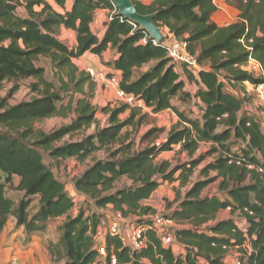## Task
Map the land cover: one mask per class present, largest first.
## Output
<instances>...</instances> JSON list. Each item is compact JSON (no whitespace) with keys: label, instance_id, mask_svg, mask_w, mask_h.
<instances>
[{"label":"trees","instance_id":"1","mask_svg":"<svg viewBox=\"0 0 264 264\" xmlns=\"http://www.w3.org/2000/svg\"><path fill=\"white\" fill-rule=\"evenodd\" d=\"M142 1L133 0L139 13L156 14L155 24L167 30V36L187 41L188 52L204 67L197 74L184 69L198 87L193 99L201 117L189 118L173 105L176 98L185 101L190 97L180 70L171 63L165 46L118 15L112 0H72L69 5L67 0H54L62 13L47 0H0V89L7 82L14 84L8 98L0 96V233L11 220L31 235L43 232L48 221L65 218L61 227L64 264L103 262L94 239L103 214L70 216L75 201L45 164L43 153L57 161L85 162L117 143L125 128L138 129L144 121L145 116L135 123L143 109L128 105L105 108L109 127L82 141L57 146L96 122L97 111L90 100L94 80L73 60L86 53L102 56L112 50L113 57L104 65L121 72L120 89L142 100L155 114L172 111L179 123L161 144L134 153L131 145L122 147L108 159L95 161L75 180L77 194L91 200L98 210L111 206L124 219L137 217L134 223L149 229L148 244L141 250H131L119 236L107 237L104 264H112V256L116 264H226L234 249L242 253L245 264H264V120L257 122L243 113L246 96L241 99L228 89L263 81L243 67L252 56L264 71V0H226L239 12L238 20L226 26L213 21L218 11L213 0ZM99 10L111 12L101 39L91 28ZM63 28L75 32L76 47L59 39ZM42 58L51 61L59 86L49 82L45 69L37 65ZM29 79L36 81L32 88L39 97L9 106L8 99L19 90V83ZM77 95L81 98L76 99ZM128 110L129 117L121 121ZM71 115L75 118L70 125L51 134L36 129L37 123ZM157 132L149 131L146 138ZM203 143L211 144L210 150L188 163L173 166L166 160L157 161L175 146L194 157ZM209 156L215 159L201 172L206 179L194 183L166 215L181 225L176 239L182 249L174 252L150 229L157 212L143 203L167 183L191 184L195 169ZM211 173L216 176L209 178ZM123 178L131 185L117 189ZM218 179V194H205ZM10 190L23 195L15 200L8 194ZM35 200L39 209L30 216ZM224 211L238 218L219 221ZM246 244L251 254L244 249Z\"/></svg>","mask_w":264,"mask_h":264},{"label":"rangeland","instance_id":"2","mask_svg":"<svg viewBox=\"0 0 264 264\" xmlns=\"http://www.w3.org/2000/svg\"><path fill=\"white\" fill-rule=\"evenodd\" d=\"M50 4L54 6V8L59 11L63 12L54 2V0H47ZM69 2L68 4H70ZM217 6L219 8V11L222 13V16H225L226 20L222 23H231L235 22L238 18V14L235 13L231 8L227 7L225 5V0H218ZM22 16H24V12L20 13ZM164 34L167 36L168 31L164 30ZM59 39L64 42L69 47L72 42V37L68 34H62L60 32ZM73 63L78 67L79 62L78 59H74ZM39 67H43L46 71V79L49 82H53L56 86H59V82L55 77V70L52 66V63L49 59H40V61L37 63ZM153 64H150L148 66H145L140 73L145 72L147 69H149ZM106 66V65H105ZM80 70V68H79ZM83 71V70H81ZM180 73L183 76V79L186 83V92L190 95L188 99L185 101H181L180 99H174L173 105L179 110L183 111L185 115L189 118H198L201 117V114L199 113L198 107H196L195 101L193 99L195 93L198 90L197 85L190 81L186 74H184V68H180ZM116 76L115 74H109V77ZM36 81L33 79L24 80L19 83V90L13 94L11 98L8 99L9 106H16L23 102H29L35 98L39 97V93L34 91L32 88V85ZM14 87L13 83L7 82L3 85L2 89H0V96L2 98H8L10 92L12 91ZM228 89L233 92L236 96L240 97L241 99L244 98V95L246 96L245 104L243 107V113H246L248 115L253 116V118L257 122H263L264 115L262 114V111L259 109L256 99L253 94H250L247 89L248 86L244 87H233V89ZM81 98L80 95L76 96V99ZM91 103L93 104L94 108L96 109V122L92 124L89 128L83 129L82 131L75 133L73 135H69L63 139L61 143H59L57 146H61L65 143H74L78 141H82L86 139L87 137L96 134L98 131L105 129L109 127V119L110 115L103 112V109H117L124 104V102L118 97L117 91L110 87L109 85L105 83L95 82L94 81V90L93 94L90 97ZM65 101H68V96L65 95ZM130 114V110H128L126 113L122 114L120 116L121 121H125ZM145 116L144 121L140 124L138 129L135 127H129L125 128L122 131L121 138L112 146H108L104 148L103 150H100L96 153H94L89 159H87L85 162H79L77 160L71 159L67 161H57L49 157L47 153H43L44 155V162L46 165L50 167L52 172L54 173L55 177L60 180L62 183L66 185V191L74 201H75V208L70 212L71 217H76L80 212H83L85 214V217H88L89 215L93 213L97 214H103V217L105 219L106 215L110 217V219H116L118 216L112 210L110 209H104V210H98L95 207V204L77 194L74 188V182L75 180L81 176V174L89 167L91 166L95 161L100 160H106L111 155L119 151L122 147H127V145H131V153L140 151L150 145L153 144H161L163 141H165L168 137L169 132L178 125L179 118L178 116L173 113L172 111H164L159 114H155L151 109H143L141 111H138V115L135 118V123H139L141 121V117ZM75 115H71L67 119L63 118H53L45 120L41 123L36 124V129L43 131L46 134H51L52 132L70 125L72 121L74 120ZM156 129L159 132L155 133L152 137L146 138L149 131ZM234 141V140H232ZM211 144H201L200 149L198 152L194 155V157H189L187 153H184L181 151L180 147L174 148L173 151L167 152L160 156L157 161H169L173 166L185 164L189 161H192L193 159H198L201 157V155L207 154V152L210 150ZM233 149H236L237 146L233 145ZM215 159V156H209L206 157L200 165L195 169L194 175L191 179V184L188 186L182 187L180 182H174V183H167L163 186H161L152 196V198L143 203L145 206L152 207L157 214L165 215L170 214V209H175L179 202L182 201L188 190L192 187V185L198 181L205 180L201 174L203 169L212 163ZM215 173H211L209 178L215 177ZM221 183V179L216 180L212 184H210L206 190L205 194L210 195H217L219 185ZM131 185V182L126 180L125 178L121 179L117 184L116 188L121 189L125 188ZM12 198L15 200H18L22 197V193L16 192L14 190H10L8 192ZM39 209L38 201L35 200L29 210L30 216H33L37 210ZM107 212V213H106ZM231 217L238 218L237 215H231L229 211H224L219 215V221L230 219ZM137 219V217H131L129 219H124L128 223H134V221ZM65 222V218H59V219H53L46 223L44 226L45 229H43L42 235L47 240L48 244V251H50V258L52 257V264H64L65 262V251L61 244V227L62 224ZM135 224V223H134ZM136 225V224H135ZM137 226V225H136ZM242 254L241 252L234 250L230 253V256L226 260V264H231V259L239 257V255Z\"/></svg>","mask_w":264,"mask_h":264},{"label":"built area","instance_id":"3","mask_svg":"<svg viewBox=\"0 0 264 264\" xmlns=\"http://www.w3.org/2000/svg\"><path fill=\"white\" fill-rule=\"evenodd\" d=\"M67 1L69 3L72 0ZM217 2L218 0H213V3L218 8ZM237 20L238 18L236 19V21ZM240 42L246 46L244 40H240ZM165 47L167 48V56L171 60V63L176 65L179 70L180 68H184L188 71L193 72L194 74H197L198 71L204 69V67H202L198 63L196 57L190 55V53L188 52L187 41L179 40L174 36L169 35L167 36V44L165 45ZM246 48L249 51L251 50L250 47ZM243 69L246 72L253 74L256 78L263 80L261 83L255 85L246 83L245 86H248L247 91L250 94H253L259 109L264 115V71L262 69V66L259 62L253 59L252 56H250ZM85 72L95 82L105 83L114 88L117 91L118 97L124 102V104L130 106L131 108L146 109L145 104L142 100L137 99L132 94H126L120 89V78H118L117 76L109 77V74L96 71L94 68H87ZM116 214L118 216L116 219H110V217L106 215L105 219L102 220L101 225L99 226L94 238L96 243L95 248L98 252L99 260L103 261L101 264H104V261L107 257L105 241L109 236H119L126 244V246H128L133 251L141 250L148 244L147 232L149 229L147 227L136 226L134 223H128L126 220H124L120 213L116 212ZM166 215L167 214H156L155 216H153L150 229L155 231L157 237L164 247L171 248L174 252H179L182 249V246L177 242L176 230L181 228V225ZM244 249H246L249 254L253 252L249 244H246L244 246ZM111 263L116 264L115 256L111 257ZM9 264L26 263H24L19 258L12 257L9 261ZM231 264H245V261L239 255V257L231 259Z\"/></svg>","mask_w":264,"mask_h":264},{"label":"crops","instance_id":"4","mask_svg":"<svg viewBox=\"0 0 264 264\" xmlns=\"http://www.w3.org/2000/svg\"><path fill=\"white\" fill-rule=\"evenodd\" d=\"M144 4H149V1H142ZM69 5V4H68ZM225 5L231 8L239 15V12L225 0ZM111 19L110 10H99L93 24L92 31L101 39L106 31V25ZM213 21L218 26H226L231 23H222L226 20L225 16L219 11L213 16ZM220 22V23H219ZM62 34H68L72 37L70 44L71 48L76 47L75 32L67 29L61 30ZM114 55L112 50H108L102 56H96L91 53H86L78 59L80 71H85L87 68H94L96 71L105 72L106 74H115L121 79V72L115 70L113 67H107L104 62H108ZM245 87V86H244ZM180 146H175L177 148ZM165 154V153H163ZM162 154V155H163ZM160 155V156H162ZM112 208L111 206L108 209ZM116 213V212H115ZM12 257L19 258L26 264H52L50 254L48 251L47 240L42 233H33L29 235L24 227L18 228L16 222L11 220L4 231L0 233V264L9 263Z\"/></svg>","mask_w":264,"mask_h":264},{"label":"water","instance_id":"5","mask_svg":"<svg viewBox=\"0 0 264 264\" xmlns=\"http://www.w3.org/2000/svg\"><path fill=\"white\" fill-rule=\"evenodd\" d=\"M118 15L139 25L141 29L150 35V39L159 45L167 44V36L164 31L155 24L156 14L142 15L139 13L133 0H112Z\"/></svg>","mask_w":264,"mask_h":264}]
</instances>
